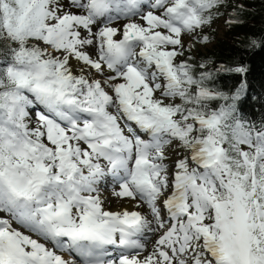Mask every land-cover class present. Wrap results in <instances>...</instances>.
<instances>
[{
    "label": "snow or ice",
    "instance_id": "6c2138e0",
    "mask_svg": "<svg viewBox=\"0 0 264 264\" xmlns=\"http://www.w3.org/2000/svg\"><path fill=\"white\" fill-rule=\"evenodd\" d=\"M245 10L0 0V264H264V121L191 55Z\"/></svg>",
    "mask_w": 264,
    "mask_h": 264
},
{
    "label": "trees",
    "instance_id": "16d2710c",
    "mask_svg": "<svg viewBox=\"0 0 264 264\" xmlns=\"http://www.w3.org/2000/svg\"><path fill=\"white\" fill-rule=\"evenodd\" d=\"M235 2L240 3L238 0ZM242 2L246 9L240 14L243 23L232 28L225 27V39L215 46L217 54L213 52V56L211 55L212 60L215 58L217 63L213 65L216 69L212 68L213 79L209 81L208 87L227 93L232 92L239 84L241 74L217 69L224 65L244 66L247 69L244 76L250 89L256 94L255 100L252 101L249 97L244 101L246 114L251 118L264 112V0ZM252 41H256L259 46H253ZM199 62L206 63V60L202 59Z\"/></svg>",
    "mask_w": 264,
    "mask_h": 264
},
{
    "label": "rangeland",
    "instance_id": "374dc122",
    "mask_svg": "<svg viewBox=\"0 0 264 264\" xmlns=\"http://www.w3.org/2000/svg\"><path fill=\"white\" fill-rule=\"evenodd\" d=\"M246 1H249V0H246ZM222 20H224V18H220V19H217L210 28H206L204 30V33L207 34V32L211 29L215 30V37L214 39H211L210 41H208V43L206 44H198L196 46V48L192 51V54L194 55H197L198 52L203 54L207 51H210L211 53L209 54H204V55H212L213 56V52H215V55L217 54L216 53V50H215V45L217 46L218 45V40L222 38V34H223V24H222ZM209 36V35H208ZM216 57V56H215ZM206 59V58H205ZM213 60H216L215 58H213ZM213 69H216L215 66H213ZM94 71V70H93ZM112 192V187L109 186L106 190H105V195H107L108 193H111ZM112 200L110 204H108L109 206L111 207H116V206H113L115 205V203H120V201L122 199H118V198H114V199H110ZM126 201H131V200H126Z\"/></svg>",
    "mask_w": 264,
    "mask_h": 264
},
{
    "label": "bare ground",
    "instance_id": "6f19581e",
    "mask_svg": "<svg viewBox=\"0 0 264 264\" xmlns=\"http://www.w3.org/2000/svg\"><path fill=\"white\" fill-rule=\"evenodd\" d=\"M109 197H110V199H114V197L111 194H109ZM121 205H123L124 207H129L130 209L135 208V204L132 203L131 201H126V199L120 201V203L118 204V206H116V204L113 205V206H116V207H111V206L108 205V203H106V207H108V208H110L112 210H117ZM136 210H140V208L139 209H136Z\"/></svg>",
    "mask_w": 264,
    "mask_h": 264
}]
</instances>
